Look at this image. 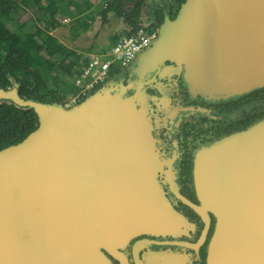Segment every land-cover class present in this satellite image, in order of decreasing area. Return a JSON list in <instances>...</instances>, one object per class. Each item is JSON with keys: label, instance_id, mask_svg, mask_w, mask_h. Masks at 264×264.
Segmentation results:
<instances>
[{"label": "water", "instance_id": "obj_1", "mask_svg": "<svg viewBox=\"0 0 264 264\" xmlns=\"http://www.w3.org/2000/svg\"><path fill=\"white\" fill-rule=\"evenodd\" d=\"M175 76L202 101L264 87V0H184L124 76L75 104L21 97L17 81L0 86V103L38 115L36 129L0 149V264H129L131 244L134 264L189 263L171 250L140 255L159 243L149 236L190 225L160 181L155 104ZM193 156L199 203L186 202L215 219L206 264H264V116Z\"/></svg>", "mask_w": 264, "mask_h": 264}, {"label": "trees", "instance_id": "obj_2", "mask_svg": "<svg viewBox=\"0 0 264 264\" xmlns=\"http://www.w3.org/2000/svg\"><path fill=\"white\" fill-rule=\"evenodd\" d=\"M147 1L0 0V86L7 89L17 81L21 97L66 102L77 93L75 79L87 61L83 51L71 48L54 35L53 31L61 25L59 16L70 18L71 40L83 32L79 20L92 25L99 15L107 21L109 12L132 24L130 29L111 36L110 43L99 51L107 52L122 36H131L144 26ZM183 1L154 2L152 22L144 27L157 31L167 13L175 18ZM120 73V68L113 69L111 78ZM37 126L34 109L0 103V149L21 141Z\"/></svg>", "mask_w": 264, "mask_h": 264}, {"label": "flooded vegetation", "instance_id": "obj_3", "mask_svg": "<svg viewBox=\"0 0 264 264\" xmlns=\"http://www.w3.org/2000/svg\"><path fill=\"white\" fill-rule=\"evenodd\" d=\"M156 2L160 1L156 0ZM155 3L151 5V8L148 4L143 24H151ZM111 14L116 16L114 12H109L108 18ZM116 18L120 19L121 28L118 26L113 34L132 27V24L127 23L124 18L117 16ZM124 69L114 77L124 76ZM178 80L179 77L175 76L173 84L165 89L163 96L165 102L155 104L156 112L161 118L158 132L165 146L167 159L164 171L160 175V181L173 206L188 218L190 225L180 230L177 229L175 234L164 233L159 237L149 236L158 240L159 243L144 248L140 251V255L148 248L150 251L171 250L184 253L188 258V264H206L208 244L214 231L215 219L211 213L207 219H203L186 202L199 203L191 185L193 152L200 144L223 133L246 127L264 116V87L230 100L202 101L197 98L191 99L186 89L175 83ZM154 92L159 94L160 91L154 90ZM182 108L183 110L175 115V119L171 120L170 115ZM127 258L129 264H134L132 244L128 247ZM115 262V264H120L119 260Z\"/></svg>", "mask_w": 264, "mask_h": 264}, {"label": "built area", "instance_id": "obj_4", "mask_svg": "<svg viewBox=\"0 0 264 264\" xmlns=\"http://www.w3.org/2000/svg\"><path fill=\"white\" fill-rule=\"evenodd\" d=\"M70 18H65V20ZM157 31L142 26L131 36H122L121 39L107 52H90L85 55L87 61L75 79L77 93L71 95L67 104L80 102L96 87L105 84L110 78L113 69L123 70L136 54L145 49L156 37Z\"/></svg>", "mask_w": 264, "mask_h": 264}, {"label": "rangeland", "instance_id": "obj_5", "mask_svg": "<svg viewBox=\"0 0 264 264\" xmlns=\"http://www.w3.org/2000/svg\"><path fill=\"white\" fill-rule=\"evenodd\" d=\"M154 2L156 1L148 0L147 3H145L146 12L148 10L147 7L148 4L150 5L151 8V5ZM59 19L61 20V25L59 28L53 31L54 35H56L62 42H64L71 48H75L83 51L84 55H87V53H89L88 50L91 46H94L92 48V52L99 53V51L103 47L107 46L110 43V37L114 35L113 34L114 30L115 29L117 30V27L121 26L119 25L120 19H117L116 16H114V14H111V16H109L107 21H104L101 15H99V17H96L92 25L87 24L83 20H79L83 32L77 39L71 40L69 36L70 20L69 19L65 20V18L61 16H59ZM70 97H68L67 101L69 100Z\"/></svg>", "mask_w": 264, "mask_h": 264}, {"label": "crops", "instance_id": "obj_6", "mask_svg": "<svg viewBox=\"0 0 264 264\" xmlns=\"http://www.w3.org/2000/svg\"><path fill=\"white\" fill-rule=\"evenodd\" d=\"M157 1H160V0H157ZM116 16H117V15H116ZM119 28H121V26H120ZM122 31H124V30H122Z\"/></svg>", "mask_w": 264, "mask_h": 264}]
</instances>
